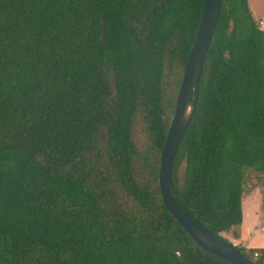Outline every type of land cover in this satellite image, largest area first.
<instances>
[{"label":"trees","instance_id":"obj_1","mask_svg":"<svg viewBox=\"0 0 264 264\" xmlns=\"http://www.w3.org/2000/svg\"><path fill=\"white\" fill-rule=\"evenodd\" d=\"M203 3L0 0V264H230L158 183ZM246 169L264 174V31L248 0H222L173 162L179 206L221 237L242 223Z\"/></svg>","mask_w":264,"mask_h":264},{"label":"water","instance_id":"obj_2","mask_svg":"<svg viewBox=\"0 0 264 264\" xmlns=\"http://www.w3.org/2000/svg\"><path fill=\"white\" fill-rule=\"evenodd\" d=\"M221 5L222 0H204L198 29L184 67L174 112L161 151L158 183L165 209L199 248L230 264H254L236 247L186 214L177 202L172 183L174 158L182 136L196 110L200 78L218 24Z\"/></svg>","mask_w":264,"mask_h":264},{"label":"rangeland","instance_id":"obj_3","mask_svg":"<svg viewBox=\"0 0 264 264\" xmlns=\"http://www.w3.org/2000/svg\"><path fill=\"white\" fill-rule=\"evenodd\" d=\"M259 9L255 17L263 21L264 4ZM242 216L241 225L221 238L234 247L264 248V174L252 169L244 171Z\"/></svg>","mask_w":264,"mask_h":264},{"label":"crops","instance_id":"obj_4","mask_svg":"<svg viewBox=\"0 0 264 264\" xmlns=\"http://www.w3.org/2000/svg\"><path fill=\"white\" fill-rule=\"evenodd\" d=\"M260 3L264 4V0H248V4H249L250 10H251V12H252V15H253L254 19H255L259 24H261V23L264 22V20L261 21L260 19H257V18L255 17L256 14L258 13V11L260 10V9H259V4H260ZM261 29L264 31V26L261 27Z\"/></svg>","mask_w":264,"mask_h":264},{"label":"built area","instance_id":"obj_5","mask_svg":"<svg viewBox=\"0 0 264 264\" xmlns=\"http://www.w3.org/2000/svg\"><path fill=\"white\" fill-rule=\"evenodd\" d=\"M263 26H264V22L260 24V28L263 27ZM255 256H256V254H255Z\"/></svg>","mask_w":264,"mask_h":264}]
</instances>
